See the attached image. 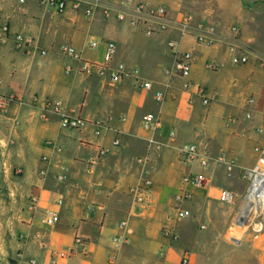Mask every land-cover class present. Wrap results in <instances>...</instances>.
<instances>
[{"label":"crops","instance_id":"crops-1","mask_svg":"<svg viewBox=\"0 0 264 264\" xmlns=\"http://www.w3.org/2000/svg\"><path fill=\"white\" fill-rule=\"evenodd\" d=\"M74 1L67 0L66 10L59 12L38 0H0V96L15 98L0 111V264H180L184 256L189 264H199V256L202 264H242L243 245L249 246L247 264H264V234L245 239L235 231L245 190L240 170L254 164L255 147L264 145V34L256 28L248 3L90 0L91 14L86 15V3L73 10ZM136 3L163 6V30L144 16L132 26L130 21L138 18L131 10ZM185 14L192 21L181 31ZM209 26L215 27L218 43L196 45V34ZM148 28L155 30L149 36ZM17 34L32 43L18 48ZM108 42L115 44L110 66L123 63L129 72L151 81V91L138 89L132 77L113 83L78 73L74 60L60 52L61 46H71L85 60L103 63ZM229 45L246 54L248 62L233 66ZM190 50L189 80L205 89L208 106L174 69L177 51ZM67 66H72L71 73L65 72ZM155 90L164 92L161 103L153 99ZM151 112L162 120L156 133L143 128ZM64 115L102 121L106 129L96 136L92 124L68 128ZM169 131L176 135L174 142L167 138ZM114 139L118 147L95 161L98 147L110 146ZM183 144L209 154L206 170L196 162L179 161ZM220 154L234 159L233 171L216 161ZM139 158L147 162L139 163ZM191 170L203 172L209 181L186 187L191 204L201 209L188 205L190 216L175 220L174 196ZM143 179L151 181V188L140 203L129 189ZM222 188L238 195L228 209L217 199ZM50 213L58 217L51 227L42 223ZM165 226L177 233L175 242L163 237ZM76 237L82 245L69 258L55 257L71 248ZM115 237L123 239L118 249Z\"/></svg>","mask_w":264,"mask_h":264},{"label":"built area","instance_id":"built-area-1","mask_svg":"<svg viewBox=\"0 0 264 264\" xmlns=\"http://www.w3.org/2000/svg\"><path fill=\"white\" fill-rule=\"evenodd\" d=\"M40 4L47 5L52 7L59 12H63L67 8V0H38ZM90 0H75L72 4L73 10H79L81 7V3H86V7L83 10V13L86 15L91 14V6L89 4ZM127 3L132 4V0H126ZM132 13L138 17L134 18L130 21L132 26H137L140 24L141 20L139 17H146L147 19H151L158 23L159 29L163 30L165 26V19L167 16V11L163 6H146L142 3H136L132 7ZM192 21V16L189 14H185L181 20L179 21V28L181 31H185L190 22ZM154 29L148 28L145 30V34L147 36L154 33ZM232 32H236L235 27H231ZM195 44L198 46L204 47H212L218 43V40L215 36V27L209 26L205 29H202L200 32L196 34L194 37ZM1 41V39H0ZM16 46L21 48L25 45L32 43L31 39L26 38L20 34L15 36ZM94 47V44L90 45ZM115 50V44L113 42H108L105 49L104 54V62H90L82 58L81 54L71 46H61L60 52L62 55L73 59L76 63V71L81 74H95L102 77H107L111 82L116 83L121 81L123 78L132 77L136 87L143 91H151L153 87V83L149 80H145L141 77H138L136 73L129 72L126 69V66L123 63H116L114 67L110 66V62L112 60L113 54ZM41 55H45L46 52L44 50L40 51ZM229 59L233 66H240L248 62V56L246 54L240 53L233 45H229ZM194 59L193 51H177L174 61V69H176L180 75L185 79V85L187 89H195L197 95L200 97L201 103L205 106L209 105L210 99L206 94L205 89L200 85H194L190 80V70L191 63ZM263 65L264 63L261 62ZM210 69H213V65L208 66ZM73 70L72 66H67L65 68L66 73H71ZM164 73L168 75L170 73L169 69H165ZM133 74V75H132ZM153 99L157 103H161L164 100V92L163 90H155L153 92ZM15 101L13 96L2 97L0 96V111H6L7 107L11 103ZM249 100L246 101V104H250ZM53 108L55 111H60L58 103L53 104ZM245 117L250 119L252 117L251 113L247 112ZM63 123L66 127L72 129L84 128L89 124L94 125L95 131L94 134L96 136H101L102 131L106 129L105 123L102 121H94L93 123L79 119L73 116H63ZM143 128L150 132L156 133L162 128V120L160 118L159 113L151 112L147 115L146 119L143 121ZM175 133L173 131H169L167 134V138L170 142L175 141ZM47 145L54 148L56 151H60V147L56 146L52 142H47ZM119 145V140L114 139L111 142L110 146H101L97 149V156L95 161L105 157L107 154L111 153L113 149L117 148ZM256 159L254 164L251 167L243 168L240 170V178L245 181V190L243 196H241V202L246 204H261V209H264V145L255 147ZM179 161L183 164H192L196 162L199 168L206 170L210 157L206 152H201L197 145L195 144H183L178 147L177 151ZM43 161H47L46 157H42ZM216 161L223 164L225 169L229 172L233 171L235 168V161L232 158H229L225 154H220ZM137 162L144 163L147 162L146 158H139ZM62 170L63 168L60 167ZM40 175H45V170L40 171ZM56 178L58 180L62 179V171H60ZM208 179L203 172L197 171H189L186 173L182 179L183 186L174 196V202L172 205L173 217L175 220H181L190 216V212L184 208L182 205L185 201L191 198V192L186 188L187 185L192 186H202L208 184ZM151 188V181L148 179H143L140 182L132 185L129 189V194L133 197V199L137 202L142 203L144 201V194L148 193ZM217 199L222 204L234 205L238 200V195L229 189H220L218 192ZM60 202V199L58 200ZM58 217L55 213H50L49 215H45L42 219V223L46 226H53ZM237 227L244 226L243 224H238ZM126 225L125 221L119 223L120 228H124ZM242 225V226H241ZM201 228H204L201 226ZM161 233L164 238H166L170 242H175L178 239V235L172 227L165 226L162 228ZM114 247L119 248L123 239L122 237H115L113 239ZM82 245V239L76 237L74 239V243L71 248L54 253L55 257L58 258H69L75 249V247ZM114 262V258L110 259V263ZM180 264H189L188 257H182Z\"/></svg>","mask_w":264,"mask_h":264},{"label":"rangeland","instance_id":"rangeland-1","mask_svg":"<svg viewBox=\"0 0 264 264\" xmlns=\"http://www.w3.org/2000/svg\"><path fill=\"white\" fill-rule=\"evenodd\" d=\"M244 2H247L249 7L253 10V14H254V19L256 22V28L259 30V32H261L262 34H264V0H243ZM195 171V170H193ZM198 172V171H197ZM243 182V184H246L245 181L241 180ZM244 194V193H243ZM242 194V196H243ZM186 203H188L186 205ZM192 197L185 201L183 203V207L187 208V209H191L188 205H191V207L193 206L194 209H201V205H192ZM213 205L216 208L218 203L214 202ZM243 203L240 200V211L242 209ZM222 207L228 209V205H223ZM262 208V207H261ZM258 208L257 211L252 212L251 214H249V217L246 219V221H244V226L242 227H237L235 228L236 233L239 234V236L241 238H256V237H260V235L264 234V209ZM239 211V212H240ZM239 214V213H238ZM238 224H243V222L238 223ZM200 225L202 224H198V229L201 231ZM242 257H243V263L247 261L244 260V257L246 255H244V253L246 254L247 251L249 250V246L248 245H243L242 246ZM201 257L199 256L198 258V263L202 264L203 260L201 261ZM205 263V262H203ZM242 263V264H243Z\"/></svg>","mask_w":264,"mask_h":264},{"label":"bare ground","instance_id":"bare-ground-1","mask_svg":"<svg viewBox=\"0 0 264 264\" xmlns=\"http://www.w3.org/2000/svg\"><path fill=\"white\" fill-rule=\"evenodd\" d=\"M258 208H261V204L256 203V204H246L243 203L242 209L240 211V214L237 215L238 217L236 218L237 223H241L246 221V219L249 217V214L252 212H255L258 210Z\"/></svg>","mask_w":264,"mask_h":264}]
</instances>
